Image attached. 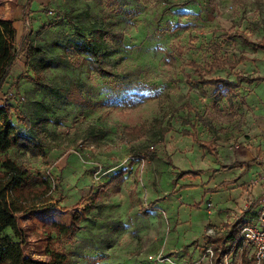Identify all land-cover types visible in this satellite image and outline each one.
I'll list each match as a JSON object with an SVG mask.
<instances>
[{
  "label": "rangeland",
  "instance_id": "rangeland-1",
  "mask_svg": "<svg viewBox=\"0 0 264 264\" xmlns=\"http://www.w3.org/2000/svg\"><path fill=\"white\" fill-rule=\"evenodd\" d=\"M27 2L0 0V18L16 29V61L0 105L11 106L13 124L24 131L25 119L46 120L47 155L16 148L4 155L49 179L44 205L52 206L19 214V233L4 234L22 243L25 255L44 261L58 249L77 264L96 258L99 264H211L215 234L230 229L201 226L212 209L207 203L216 204L203 188L213 158L196 152V142L183 132L215 133L223 143L237 133L224 159L228 166L240 164L234 162L236 144L264 118V83L248 82L264 75V51L257 46L264 37V0ZM95 22L123 35L108 39L105 66L113 76L96 73L91 58L80 53L79 33L88 34ZM236 31L252 43L227 37ZM216 59L236 65L215 69L207 79L241 75L246 81L234 90L201 84L192 63L208 70ZM36 79L53 83L55 92ZM137 128L142 135L136 138ZM184 170L195 174L178 192ZM94 204L73 235L55 232L56 222L69 226L73 215ZM235 261L255 264L253 249L240 245Z\"/></svg>",
  "mask_w": 264,
  "mask_h": 264
},
{
  "label": "trees",
  "instance_id": "trees-1",
  "mask_svg": "<svg viewBox=\"0 0 264 264\" xmlns=\"http://www.w3.org/2000/svg\"><path fill=\"white\" fill-rule=\"evenodd\" d=\"M32 2L33 0H28V7ZM13 24L14 22L11 20L0 18V92L3 90L16 61V52L13 45L16 29ZM79 35L82 39L80 53L87 54L91 58L93 70L99 75L113 76V73L105 66L108 39L119 40L123 36L122 33L106 23L95 22L88 34L79 33ZM227 37L229 39L240 38L244 43H252L249 37L240 31L230 33ZM257 46L264 51V37L257 43ZM235 65L236 63L230 59H216L207 70L200 64L192 63V66L201 75L199 80L201 84L220 85L229 90L239 88L246 79L241 75L236 77V81L222 78L207 79L206 75L212 73L215 69L234 67ZM262 81H264V76L248 79V82L251 83ZM35 82L55 92L53 83L41 79H36ZM24 123L26 130L18 129L12 122L11 106L7 103L0 105V264H77L71 255L58 249L49 250L48 260L34 259L25 255L22 243L15 242L10 235L4 234L7 229H11L15 234L19 233V214L38 209H47V207L52 206L44 205L50 200L51 184L49 179L41 173L32 175L24 164L4 155L9 150L16 148L33 157H46V147L48 146L46 120L31 121L25 119ZM184 124L195 127V124L191 121H187ZM133 131H136L134 133L136 138L142 135L141 128ZM163 132L166 133L167 130ZM183 133L188 136L192 135L197 140V132L195 130L193 132L184 130ZM103 134L101 133V136ZM197 142L210 150L208 144H203L199 140ZM123 173L125 172H120L115 178L123 177ZM194 174V171L188 170L181 171L178 176L182 178ZM155 204L156 202L150 203L149 207H153ZM37 205L42 206L36 207ZM95 208L96 204L86 206L83 214L78 213L72 216L69 226L56 222L54 224L55 232L66 237L73 235L75 231L81 229V222L87 218L86 214ZM144 213L147 214V210H144ZM238 227L239 225L237 224L229 232L215 234L211 245L214 252L211 257V264H219L222 252L227 250L228 245L238 238ZM100 261V258H96L87 264H99Z\"/></svg>",
  "mask_w": 264,
  "mask_h": 264
},
{
  "label": "crops",
  "instance_id": "crops-1",
  "mask_svg": "<svg viewBox=\"0 0 264 264\" xmlns=\"http://www.w3.org/2000/svg\"><path fill=\"white\" fill-rule=\"evenodd\" d=\"M263 76L264 75L256 77ZM255 83L261 84L264 83V81ZM204 134H207L208 136L206 135L207 137H202ZM231 134L232 133H229L230 140L228 143H223L215 138V133L212 134L214 136L213 138L209 133H203L202 136H199L200 133H196L197 140L203 144H208L209 146L213 145L219 153L218 159L212 154V151H210L211 149L209 150L205 146L199 144L192 135H189L196 142V152H202V154H204L206 151L208 158H213L212 164L206 165V167L211 168L212 172L213 170H216L214 173H204L207 174V179L204 181L203 188L205 192L206 190H209V193L207 192L205 196L213 194L216 204L215 206L212 204V209L209 210V212H206V219L201 223L202 228H204L207 223H211L217 227L225 225L227 230H231V228L237 224L240 225L245 222H253L257 218L258 199L264 194V181L257 185H253L252 181L258 174H261L264 171V118L260 120V125L257 126L255 133H244L246 134V140L244 143L236 144V154L238 157L235 158L234 162H240V164H237L236 166H228L230 162H227L224 159L226 154L229 153L228 150L231 147L227 146V144L229 145L233 142V136H238L237 133H233L235 135ZM247 136L249 137L247 138ZM242 139L243 137L239 140L241 141ZM220 144H223V146ZM205 161L207 164H210L208 163L210 162L209 159L206 158ZM185 166L186 163L181 162V167L186 168ZM188 176L179 178L176 191L184 192V187L187 185L185 179ZM176 179L177 178H174V180ZM180 196H177V198L180 207L183 208Z\"/></svg>",
  "mask_w": 264,
  "mask_h": 264
},
{
  "label": "built area",
  "instance_id": "built-area-1",
  "mask_svg": "<svg viewBox=\"0 0 264 264\" xmlns=\"http://www.w3.org/2000/svg\"><path fill=\"white\" fill-rule=\"evenodd\" d=\"M263 181L264 171L253 179L252 184H261ZM207 207L211 208L212 204L207 203ZM238 229V238L228 245L227 250L222 252L219 264H236V254L240 245L253 249L255 264H264V194L258 199L256 220L242 223ZM209 252L212 257L214 254L212 248L209 249ZM149 259L153 260L154 257L150 256Z\"/></svg>",
  "mask_w": 264,
  "mask_h": 264
}]
</instances>
